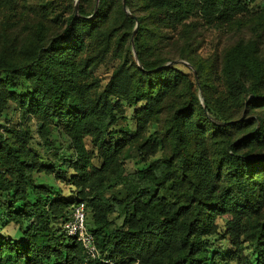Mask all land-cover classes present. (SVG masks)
Listing matches in <instances>:
<instances>
[{"label": "trees", "instance_id": "16d2710c", "mask_svg": "<svg viewBox=\"0 0 264 264\" xmlns=\"http://www.w3.org/2000/svg\"><path fill=\"white\" fill-rule=\"evenodd\" d=\"M61 2L56 23V0H0V116L14 103L41 131L57 122L72 151L44 166L31 125L0 123V264H99L64 229L80 202L116 264H264V0ZM197 25L237 38L205 59ZM166 29H179L175 55ZM109 58L119 65L103 87ZM123 103L142 105L135 130ZM135 152L149 164L132 176ZM57 169L73 198L36 183ZM12 224L23 240L4 236Z\"/></svg>", "mask_w": 264, "mask_h": 264}, {"label": "rangeland", "instance_id": "374dc122", "mask_svg": "<svg viewBox=\"0 0 264 264\" xmlns=\"http://www.w3.org/2000/svg\"><path fill=\"white\" fill-rule=\"evenodd\" d=\"M58 1L56 15L54 16V20L56 23H61L64 19L65 12L63 11V4L62 0H56ZM261 0H256V2H260ZM60 4V5H59ZM194 35L196 36V46L198 48L197 53L205 59L209 58H219L224 50L225 47L233 44V42L236 40L237 36L234 35V32L228 29L224 28H218V27H205L202 25H197L195 29ZM166 35L168 36V40H165L164 45L167 43L168 45L165 46V49L169 52H171V55H175L179 51V48L177 45L174 44V40L178 39L179 35V29L178 31L172 30V29H166L165 30ZM134 48V45H133ZM218 60V65H219ZM183 62L184 61H181ZM181 64V63H180ZM119 65L118 60L114 59H108L103 65H101L95 72V76L100 79L102 82V86L104 87L108 81L110 80L113 71L117 68ZM180 69H182L183 72L189 73L188 69L180 65ZM11 92L13 93H25V88L22 87V85H16L14 86L11 84ZM103 89V88H102ZM142 105H139L137 108L129 107L126 103H123V108L125 110V115L127 117L128 124L131 129H136V120H135V114L138 109H140ZM19 114V111L16 108V105L14 103L10 104V107L7 111H5L0 116V123L7 126V127H14L19 128L22 127V125H31L34 130V141H33V147L35 154L38 158H40L42 161L41 163L44 164V166H51L53 161H60L64 158L71 159L72 151L69 149L70 142L66 134L64 133L63 128L57 124V122H53L49 127V132H44L39 130L35 122H27L23 120ZM47 142L50 144L52 143L54 148L50 149L48 146H46ZM86 146L88 150L93 151L94 148L90 142L89 139L86 140ZM61 149V150H59ZM135 157L133 159H130L126 161L125 163V171L126 174L129 175H136L140 170L148 166L149 162H146L143 160L142 157H140L135 152ZM95 164L99 165L100 161L96 158ZM56 173H51L50 175H47L46 173L42 172H36L35 173V181L38 185L44 186L47 189H51L52 187L55 188L54 192L58 194V192H61L62 197L66 198H73L74 194L71 195L70 193V182H71V173H66L65 171H60V169L55 170ZM112 193L108 192V196H110ZM113 220L121 224L122 219L117 218V216L112 217ZM0 224H2L0 222ZM219 224L222 226L224 224V220H220ZM26 228L18 227L16 225H9L4 231L3 234L6 237L13 238L15 240L21 241L25 237ZM219 246L227 247L228 241L224 240L219 243ZM246 256L250 258L252 261L254 260V256L252 251L248 248L245 252ZM206 257V256H205ZM7 264V263H3ZM205 264H211L210 261H206ZM232 264H237L236 262H233Z\"/></svg>", "mask_w": 264, "mask_h": 264}, {"label": "built area", "instance_id": "2783aa9c", "mask_svg": "<svg viewBox=\"0 0 264 264\" xmlns=\"http://www.w3.org/2000/svg\"><path fill=\"white\" fill-rule=\"evenodd\" d=\"M88 209L84 202L73 207L72 217L65 224L64 229L68 236L74 238L83 247L86 262H99V264H116L111 259L104 258L98 249L94 235L87 226Z\"/></svg>", "mask_w": 264, "mask_h": 264}, {"label": "water", "instance_id": "95a60500", "mask_svg": "<svg viewBox=\"0 0 264 264\" xmlns=\"http://www.w3.org/2000/svg\"><path fill=\"white\" fill-rule=\"evenodd\" d=\"M78 11V7L76 6V12Z\"/></svg>", "mask_w": 264, "mask_h": 264}]
</instances>
